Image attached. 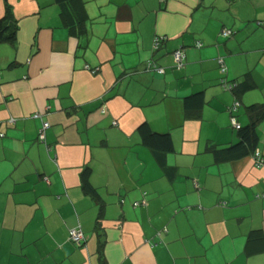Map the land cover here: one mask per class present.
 Here are the masks:
<instances>
[{"label": "crops", "instance_id": "1", "mask_svg": "<svg viewBox=\"0 0 264 264\" xmlns=\"http://www.w3.org/2000/svg\"><path fill=\"white\" fill-rule=\"evenodd\" d=\"M4 16L0 264H264V168L213 152L264 103V0H0Z\"/></svg>", "mask_w": 264, "mask_h": 264}, {"label": "trees", "instance_id": "2", "mask_svg": "<svg viewBox=\"0 0 264 264\" xmlns=\"http://www.w3.org/2000/svg\"><path fill=\"white\" fill-rule=\"evenodd\" d=\"M17 25L8 16L0 19V43L13 42L16 38ZM197 98L201 99L200 94H195L191 97H186L185 102ZM249 122L237 129L238 141L226 148L213 149L215 155L223 160L239 159L250 154H253L258 144L257 125L264 119V103L254 104L247 107ZM141 133L143 142L154 150H169L171 141L168 134H156L150 131L146 124H142L138 128ZM262 155V154H261ZM263 156V155H262ZM264 157V156H263ZM141 206V205H140ZM253 233V232H252Z\"/></svg>", "mask_w": 264, "mask_h": 264}, {"label": "built area", "instance_id": "3", "mask_svg": "<svg viewBox=\"0 0 264 264\" xmlns=\"http://www.w3.org/2000/svg\"><path fill=\"white\" fill-rule=\"evenodd\" d=\"M221 34L223 36H231L233 34V31L227 28L222 29ZM165 40V38L163 37H158L156 36L153 39V49H158L160 44ZM197 46H201L200 43L196 44ZM172 56L174 59V67L179 69L181 67H183L184 65V60H185V54L184 51L181 47L175 49L172 52ZM219 63L221 65V71H225V67L223 65V60L222 58L219 59ZM85 68L89 71H91V73H95L97 71V68H93L90 69L89 66H85ZM145 71H154L157 73H163L164 69L162 67L157 66L152 60H147L146 64H145ZM223 83L225 84L224 87L226 89H233V84L231 83H225L223 81ZM240 105L238 100H235L234 103L232 104L231 107L228 108L230 113H234L237 109V107ZM34 117H40L39 114H35ZM230 123L232 125L233 128L238 129L240 127L239 123L236 120V117L234 116V114H231L230 117ZM48 127V122H42L41 125V129L39 131V138L43 139L44 136V130ZM1 135V133H0ZM253 156V160L255 162V164L257 166L263 167L264 168V157L261 155V152L258 149H255V151L252 154ZM145 204V199H141L139 201H136L133 203L134 207L140 206V205H144ZM68 239L69 241H71L72 243L76 244V245H80L82 244V242L85 240V236L83 234V232L79 229H70L68 232Z\"/></svg>", "mask_w": 264, "mask_h": 264}]
</instances>
